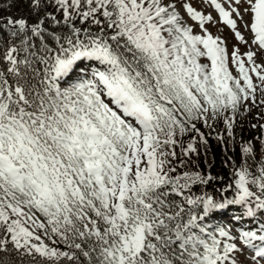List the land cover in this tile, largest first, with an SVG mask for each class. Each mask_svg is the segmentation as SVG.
I'll return each instance as SVG.
<instances>
[{"label":"snow or ice","instance_id":"obj_1","mask_svg":"<svg viewBox=\"0 0 264 264\" xmlns=\"http://www.w3.org/2000/svg\"><path fill=\"white\" fill-rule=\"evenodd\" d=\"M202 2L247 51L183 0H0V264H264V123L180 171L264 104V0Z\"/></svg>","mask_w":264,"mask_h":264},{"label":"trees","instance_id":"obj_2","mask_svg":"<svg viewBox=\"0 0 264 264\" xmlns=\"http://www.w3.org/2000/svg\"><path fill=\"white\" fill-rule=\"evenodd\" d=\"M206 135L208 133V129L204 128L203 125H198ZM217 130L223 132V125H217ZM254 136L251 133L245 135L243 129V108H241V113L237 115V122L234 128L235 140H227L225 143H221L214 139L215 133L212 136H208V149L205 154V149L202 145H198L199 147V155H192V160L189 165L186 166L185 169H181L180 171L188 170H199L205 174L211 173L213 176L223 177L224 179L213 182V185H210L206 190L209 193L213 192V188L217 186H223L228 183L231 179L230 173L232 171V161L236 162V165L239 166L241 163L242 153H241V145L249 140H252L253 137H258L261 135V130L256 128L254 130ZM226 136V133H225ZM191 138V134L186 136L185 142ZM255 146L259 149V142L255 141ZM231 157V159H229ZM199 164V169L195 168V165ZM201 189L195 188L194 191L199 193Z\"/></svg>","mask_w":264,"mask_h":264},{"label":"rangeland","instance_id":"obj_3","mask_svg":"<svg viewBox=\"0 0 264 264\" xmlns=\"http://www.w3.org/2000/svg\"><path fill=\"white\" fill-rule=\"evenodd\" d=\"M183 2L191 3L197 11H201L204 15H211L213 17L212 22L206 23L205 27L208 29V31L214 37L220 36L222 39H224L227 42L229 52H231L233 46L239 47L241 53L248 50L245 45H240L235 41L234 33L232 32V30L227 25L223 24V22L220 20L218 12H216V10L213 7H211L208 4L203 3L202 0H183ZM218 2H221L223 4L224 0H218ZM224 6L227 7L226 4ZM178 7H179V4H178ZM181 15L187 21V23L193 27L194 32L196 34H200L201 30L198 27L197 23L192 21L182 9H181ZM237 23H238V27H240V22L238 21ZM240 30H241L242 34L245 35L246 39L250 38L249 34L247 32H244L242 27H240ZM201 62H206V61L202 60ZM259 62L260 61L257 60V63H259ZM230 70L232 71L234 76L237 75V71H236L235 67L232 66L231 64H230ZM252 75H253V83L256 85H259L260 82H259V80H257L255 78V74H252ZM260 99H261V93H260L259 88H258L257 92H256L257 104H259ZM245 107H251V111L245 112L244 108H243V129H244V133L246 135V134L252 132L251 136H254V133H255L254 130L256 128L253 129L251 127V125L252 124L258 125V124L264 123V119H258V117L264 116V104H260L259 107H257L255 105H251L250 102H247Z\"/></svg>","mask_w":264,"mask_h":264}]
</instances>
